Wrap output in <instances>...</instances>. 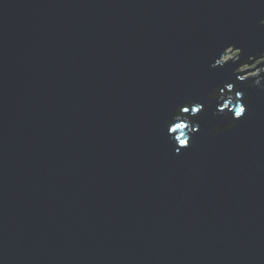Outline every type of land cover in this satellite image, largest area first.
Wrapping results in <instances>:
<instances>
[{
	"label": "water",
	"instance_id": "water-1",
	"mask_svg": "<svg viewBox=\"0 0 264 264\" xmlns=\"http://www.w3.org/2000/svg\"><path fill=\"white\" fill-rule=\"evenodd\" d=\"M262 19L0 0V264H264V74L236 77ZM233 49L249 63L220 64Z\"/></svg>",
	"mask_w": 264,
	"mask_h": 264
},
{
	"label": "rangeland",
	"instance_id": "rangeland-1",
	"mask_svg": "<svg viewBox=\"0 0 264 264\" xmlns=\"http://www.w3.org/2000/svg\"><path fill=\"white\" fill-rule=\"evenodd\" d=\"M237 52H238L237 50L236 51L231 50V51L226 53L225 59H222V62H226V60L229 61L226 64V66H229L227 69L233 68L235 66L236 67L240 66L241 65L240 63H242V61H244V57L239 55L240 52H238V53ZM260 64H262V66H259ZM251 69L253 71H251ZM261 70H264V57L262 59L258 60L257 62L251 64L250 66L246 67L245 69L241 70V71H246V72L251 71L250 73L245 75V76H247V78H250V76L256 75L259 72H261ZM236 77H238L237 73H236ZM253 79H255V78H253Z\"/></svg>",
	"mask_w": 264,
	"mask_h": 264
},
{
	"label": "bare ground",
	"instance_id": "bare-ground-1",
	"mask_svg": "<svg viewBox=\"0 0 264 264\" xmlns=\"http://www.w3.org/2000/svg\"><path fill=\"white\" fill-rule=\"evenodd\" d=\"M233 50H237V49H233ZM238 51V50H237ZM225 56H226V53H225ZM249 58H247V60H245L244 62H242V63H240L241 65H244V64H247V63H249ZM259 66H262V64H260ZM236 67V66H235ZM251 71H253L252 69H251ZM251 71H248V72H246V71H240V72H238L237 73V76L238 77H242V81H248V80H250V79H253V78H257V77H259V76H261V75H263L264 74V70H261V72H259L258 74H256V75H253V76H250V78H247V76H245L246 74H248V73H250Z\"/></svg>",
	"mask_w": 264,
	"mask_h": 264
},
{
	"label": "clouds",
	"instance_id": "clouds-1",
	"mask_svg": "<svg viewBox=\"0 0 264 264\" xmlns=\"http://www.w3.org/2000/svg\"><path fill=\"white\" fill-rule=\"evenodd\" d=\"M244 110H245L244 107H237V108H236V111H235V115H236V117H237V118L240 117V116L244 113ZM184 111L187 112L188 109H187V108H184ZM192 111H193V113H195V112L197 111V109H196V108H193ZM177 127H181V128H182L183 125H178ZM181 142H183L184 145L187 146V144H186L185 141L182 140Z\"/></svg>",
	"mask_w": 264,
	"mask_h": 264
},
{
	"label": "snow or ice",
	"instance_id": "snow-or-ice-1",
	"mask_svg": "<svg viewBox=\"0 0 264 264\" xmlns=\"http://www.w3.org/2000/svg\"><path fill=\"white\" fill-rule=\"evenodd\" d=\"M262 20H264V19H262ZM262 20H260V21H262ZM244 112H245V110H244ZM181 145H182V146H185L183 142H181ZM185 147H186V146H185Z\"/></svg>",
	"mask_w": 264,
	"mask_h": 264
},
{
	"label": "trees",
	"instance_id": "trees-1",
	"mask_svg": "<svg viewBox=\"0 0 264 264\" xmlns=\"http://www.w3.org/2000/svg\"><path fill=\"white\" fill-rule=\"evenodd\" d=\"M238 53V52H237ZM238 55V54H237ZM249 61V60H248Z\"/></svg>",
	"mask_w": 264,
	"mask_h": 264
}]
</instances>
